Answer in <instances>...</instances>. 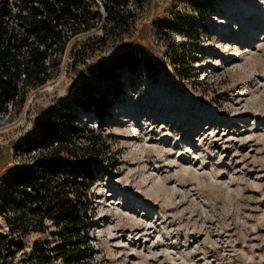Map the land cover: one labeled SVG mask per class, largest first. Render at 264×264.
<instances>
[{"label":"rangeland","instance_id":"rangeland-1","mask_svg":"<svg viewBox=\"0 0 264 264\" xmlns=\"http://www.w3.org/2000/svg\"><path fill=\"white\" fill-rule=\"evenodd\" d=\"M211 1L203 12L209 0H130L135 15L116 29L111 1L85 0L92 28L62 27L48 82L19 83L24 100L0 109V191L63 102L89 131L78 144L101 136L84 202L89 264H264V0ZM110 75L123 89L107 107ZM2 212L0 264H63L50 220L20 236L4 216L15 209Z\"/></svg>","mask_w":264,"mask_h":264},{"label":"trees","instance_id":"trees-1","mask_svg":"<svg viewBox=\"0 0 264 264\" xmlns=\"http://www.w3.org/2000/svg\"><path fill=\"white\" fill-rule=\"evenodd\" d=\"M84 1L0 0V109L8 99L24 100V95L20 96L19 83L26 87L43 86L48 82L46 61L61 41L62 27L72 28L75 21H81L84 29L92 28L89 19L92 12L82 7ZM109 1L111 3H106L104 9L113 28L118 29L134 17L130 0ZM211 7L209 0L202 11ZM189 27H193V22ZM180 46L181 54L187 56L185 65L198 62L196 53L185 45ZM103 76L104 72L100 78ZM105 83L109 91L104 93L103 101L107 107H112L123 85L116 75L106 76ZM83 95L92 96L87 91ZM103 109L101 125L108 115L106 108ZM53 118L59 125L38 122V132L31 136L27 148V153L33 151L35 157L31 164L12 171L5 178L0 191V207L2 213L15 209L14 218L4 216L11 231L20 236L43 233L45 222L50 220L60 240L51 250L57 255L55 259L63 260V264H89L84 248L90 227L89 206L85 207L84 202L88 199V187L97 176L90 150L101 136L89 135L87 144H78L77 139L85 137L89 131L78 123L70 102H63L54 109Z\"/></svg>","mask_w":264,"mask_h":264}]
</instances>
